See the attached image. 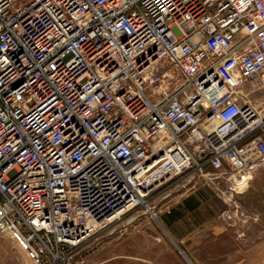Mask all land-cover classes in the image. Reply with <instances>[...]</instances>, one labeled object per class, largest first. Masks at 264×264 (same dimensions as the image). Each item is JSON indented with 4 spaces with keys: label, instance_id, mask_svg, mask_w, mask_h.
<instances>
[{
    "label": "built area",
    "instance_id": "1",
    "mask_svg": "<svg viewBox=\"0 0 264 264\" xmlns=\"http://www.w3.org/2000/svg\"><path fill=\"white\" fill-rule=\"evenodd\" d=\"M243 86L264 87V0H0V230L68 264L184 176L253 172Z\"/></svg>",
    "mask_w": 264,
    "mask_h": 264
},
{
    "label": "rangeland",
    "instance_id": "2",
    "mask_svg": "<svg viewBox=\"0 0 264 264\" xmlns=\"http://www.w3.org/2000/svg\"><path fill=\"white\" fill-rule=\"evenodd\" d=\"M241 93L264 116V87L248 92L243 86ZM260 168L264 169V162L242 175L228 171L215 178L206 172L184 176L149 197L155 216L139 206L119 219L99 222L68 264H190L187 258L192 264H264L250 261L255 257L248 247L264 240V214L253 208L264 207V192L255 176ZM188 206L194 211L183 210ZM201 223L221 227L208 231L209 236L198 243L195 229ZM249 223L247 233L242 232ZM187 236L190 239L183 243ZM23 251L8 232L0 230V264H32Z\"/></svg>",
    "mask_w": 264,
    "mask_h": 264
},
{
    "label": "crops",
    "instance_id": "3",
    "mask_svg": "<svg viewBox=\"0 0 264 264\" xmlns=\"http://www.w3.org/2000/svg\"><path fill=\"white\" fill-rule=\"evenodd\" d=\"M255 176H256V178H258L259 180L257 181V182H259V184H260V190H262V192H264V169H261L260 168V170L257 172V174H255ZM261 197H262V199L264 200V193L263 194H261ZM254 208V210L256 211V213L257 214H259V215H263L264 214V207H260V206H258V207H253ZM194 209H195V207H192V208H184L183 210L184 211H188V212H193L194 211ZM250 225H252L251 223H249V224H247V225H245L244 226V228L243 229H241V228H239V229H241V231L242 232H246L247 233V231H248V229H250ZM219 225L217 224V223H210V224H207V223H201V224H198V226L196 227V235H197V238H196V240H197V242L198 243H201V241L203 240L202 238H206L207 236H209V233H208V231H210L211 229L213 230L214 229V231L216 230V229H219L220 227H218ZM240 226V225H239ZM238 229V228H237ZM237 229H235L236 231H237ZM253 229H254V225H253ZM252 229V230H253ZM247 230V231H246ZM251 230V231H252ZM239 231V230H238ZM261 230H258V231H256V233L257 232H260ZM256 233H253V234H251V235H254V234H256ZM250 235V237H252ZM187 239H190V237H188L187 236V238H182L181 239V241L184 243ZM200 241V242H199ZM204 245V243H202V246ZM244 245V244H243ZM244 246H248V245H244ZM248 247H250L251 248V251H253V253H254V256H252V257H255V258H251L250 259V261L251 262H264V240H255L252 244H250V246H248ZM259 250L258 251V253H259V255L258 254H255V250ZM250 251V250H249ZM249 251H247V253H250ZM24 252V251H23ZM257 252V251H256ZM251 254V253H250Z\"/></svg>",
    "mask_w": 264,
    "mask_h": 264
},
{
    "label": "trees",
    "instance_id": "4",
    "mask_svg": "<svg viewBox=\"0 0 264 264\" xmlns=\"http://www.w3.org/2000/svg\"><path fill=\"white\" fill-rule=\"evenodd\" d=\"M186 208H192V206H188V207H186Z\"/></svg>",
    "mask_w": 264,
    "mask_h": 264
},
{
    "label": "water",
    "instance_id": "5",
    "mask_svg": "<svg viewBox=\"0 0 264 264\" xmlns=\"http://www.w3.org/2000/svg\"><path fill=\"white\" fill-rule=\"evenodd\" d=\"M187 260H188V262L190 263V264H192L190 261H189V259L187 258Z\"/></svg>",
    "mask_w": 264,
    "mask_h": 264
}]
</instances>
